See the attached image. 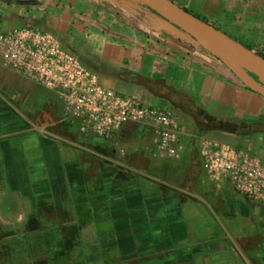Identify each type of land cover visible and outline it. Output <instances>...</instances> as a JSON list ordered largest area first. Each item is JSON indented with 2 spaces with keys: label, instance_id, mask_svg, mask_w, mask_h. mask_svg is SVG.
Returning a JSON list of instances; mask_svg holds the SVG:
<instances>
[{
  "label": "crops",
  "instance_id": "0c3cea01",
  "mask_svg": "<svg viewBox=\"0 0 264 264\" xmlns=\"http://www.w3.org/2000/svg\"><path fill=\"white\" fill-rule=\"evenodd\" d=\"M172 1L264 49V0ZM22 26L54 33L102 85L172 111L183 149L157 154L147 122L112 139L83 135L57 93L0 66V243L11 264L36 263L35 237L45 264H82L83 254L93 264H264V203L213 181L201 154L213 138L264 162V125L234 131L209 120L264 124L263 94L145 0H0V32Z\"/></svg>",
  "mask_w": 264,
  "mask_h": 264
},
{
  "label": "built area",
  "instance_id": "2783aa9c",
  "mask_svg": "<svg viewBox=\"0 0 264 264\" xmlns=\"http://www.w3.org/2000/svg\"><path fill=\"white\" fill-rule=\"evenodd\" d=\"M0 66L57 93L65 114L80 120L83 135L112 139L126 123L147 122L153 126L157 154L181 155L179 123L172 111L102 85L99 76L50 31L22 26L0 32ZM201 154L213 181L227 179L238 193L264 203V162L259 156L213 138L202 140Z\"/></svg>",
  "mask_w": 264,
  "mask_h": 264
},
{
  "label": "water",
  "instance_id": "95a60500",
  "mask_svg": "<svg viewBox=\"0 0 264 264\" xmlns=\"http://www.w3.org/2000/svg\"><path fill=\"white\" fill-rule=\"evenodd\" d=\"M145 1L155 8L161 10L168 17L177 21L184 29L189 31L204 47H206L214 56L221 60L247 87L264 95V84L257 81L247 71V69H251L240 64V62L229 56L226 52L228 49L237 47L242 51L249 53L254 58V56L248 50L240 47L227 34L223 33L212 24L202 20L201 18H198L194 13L190 12L172 0ZM254 60L264 66V64L259 62L256 58H254ZM260 78L262 79L261 76ZM262 81L264 82L263 79Z\"/></svg>",
  "mask_w": 264,
  "mask_h": 264
},
{
  "label": "rangeland",
  "instance_id": "374dc122",
  "mask_svg": "<svg viewBox=\"0 0 264 264\" xmlns=\"http://www.w3.org/2000/svg\"><path fill=\"white\" fill-rule=\"evenodd\" d=\"M196 14V13H195ZM199 15V14H198ZM201 18H203V19H205L204 17H201ZM205 20H209V19H205ZM240 40H242V39H240ZM242 41H244V40H242ZM245 43H247V41H244ZM16 196V198H17V200H19L20 199V196L19 197H17V195H15ZM22 197V196H21ZM7 198H12V196H10V195H8V197ZM14 199V198H13ZM16 200V199H15ZM10 202H14V203H12V204H14L15 206H16V208H18V207H20V206H24V203H22L20 200L19 201H10ZM20 202V203H19ZM21 204V205H20ZM45 228H46V231H48L49 229H50V225H46V226H44ZM51 228H54V226H52ZM56 228V227H55ZM58 228V227H57ZM87 229V227H84V230H86ZM59 231V230H58ZM66 231H67V233H69L70 234V238L68 239V241H66V242H64V240L62 241V245H66V248H68V247H72V246H74V238H75V227H67L66 228ZM58 233V232H57ZM60 233V232H59ZM59 235V237L61 236V233L60 234H58ZM72 236V237H71ZM17 239L19 240V242H21V243H24V241H25V236H23V235H21V234H19V236L17 237ZM55 243H57V244H61V242L60 243H58V241H56ZM8 244L9 243H7V242H5V241H3V243H0V246H2V257L0 258V264H7L6 262H8V264H11V261H12V258H10V256H9V254H7V250H6V247L8 246ZM34 245H35V254H36V256H35V264H45L46 263V260L45 259H43L42 257H43V244H42V241H40V239L38 238V237H35V240H34ZM84 247H86V246H83V248ZM69 255V254H68ZM82 258H80V261H81V263L82 264H93V263H88L89 262V260L90 259H87L86 258V256H85V254H83V256H81ZM20 261H22V260H20ZM51 261V263L50 264H52V261H53V259H51L50 260ZM70 262H71V259H70V257H65V258H60V259H56V261H54L53 262V264H70ZM108 262V258L107 257H105L104 259H103V261L102 262H100V263H97V264H106Z\"/></svg>",
  "mask_w": 264,
  "mask_h": 264
},
{
  "label": "trees",
  "instance_id": "16d2710c",
  "mask_svg": "<svg viewBox=\"0 0 264 264\" xmlns=\"http://www.w3.org/2000/svg\"><path fill=\"white\" fill-rule=\"evenodd\" d=\"M198 18H201L200 15L195 14ZM202 20L206 21L205 19L201 18ZM207 22V21H206ZM215 27V26H214ZM229 36V35H228ZM230 37V36H229ZM234 42H236L240 47L248 50L253 56L254 58H256L259 62L264 64V49H260L258 47H255L253 44L251 43H245L244 41L240 40V39H236L234 37H230ZM263 66V65H262ZM264 67V66H263ZM247 71L260 83L264 84V82L262 81V79L260 78V76L251 71L248 70ZM215 126H217L218 128L221 129H226V130H234V131H238L240 129H244L246 128V130H248L249 132H258L263 130V127L261 122L258 123H252V124H247L244 122H237V121H223V120H217L214 118H210L209 119Z\"/></svg>",
  "mask_w": 264,
  "mask_h": 264
},
{
  "label": "bare ground",
  "instance_id": "6f19581e",
  "mask_svg": "<svg viewBox=\"0 0 264 264\" xmlns=\"http://www.w3.org/2000/svg\"><path fill=\"white\" fill-rule=\"evenodd\" d=\"M226 52L229 56L233 57L235 60L240 62V64L244 65L245 67L256 68L264 79V67L256 63V61L251 57L249 53L242 51L237 47L228 49Z\"/></svg>",
  "mask_w": 264,
  "mask_h": 264
}]
</instances>
